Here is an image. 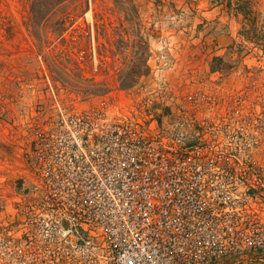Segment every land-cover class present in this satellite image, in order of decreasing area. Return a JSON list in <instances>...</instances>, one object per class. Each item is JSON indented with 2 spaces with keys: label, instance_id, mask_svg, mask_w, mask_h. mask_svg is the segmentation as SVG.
<instances>
[{
  "label": "built area",
  "instance_id": "2783aa9c",
  "mask_svg": "<svg viewBox=\"0 0 264 264\" xmlns=\"http://www.w3.org/2000/svg\"><path fill=\"white\" fill-rule=\"evenodd\" d=\"M164 71L34 133L17 264H245L264 247L258 137Z\"/></svg>",
  "mask_w": 264,
  "mask_h": 264
},
{
  "label": "rangeland",
  "instance_id": "374dc122",
  "mask_svg": "<svg viewBox=\"0 0 264 264\" xmlns=\"http://www.w3.org/2000/svg\"><path fill=\"white\" fill-rule=\"evenodd\" d=\"M35 1L0 0V264H17L15 198L29 195L34 133L65 109L159 81L153 70L201 85L213 114L246 143L258 137L264 157V37L251 41L226 1L63 0L43 13ZM256 181L264 211V170ZM250 254L245 264H264V247Z\"/></svg>",
  "mask_w": 264,
  "mask_h": 264
},
{
  "label": "trees",
  "instance_id": "16d2710c",
  "mask_svg": "<svg viewBox=\"0 0 264 264\" xmlns=\"http://www.w3.org/2000/svg\"><path fill=\"white\" fill-rule=\"evenodd\" d=\"M63 0H36L34 2V6L36 5L39 7L41 13L44 12V10L50 6H52L54 3L58 4L59 2H62ZM162 1V0H159ZM226 1L227 5L229 7H233L236 13L242 14L244 16V19L246 23L244 24L245 29L247 30V35L251 41H256L260 38V41H263L264 33L260 34L258 33V22H259V16L260 12L256 8V0H224ZM44 7V8H43Z\"/></svg>",
  "mask_w": 264,
  "mask_h": 264
},
{
  "label": "flooded vegetation",
  "instance_id": "af4514ba",
  "mask_svg": "<svg viewBox=\"0 0 264 264\" xmlns=\"http://www.w3.org/2000/svg\"><path fill=\"white\" fill-rule=\"evenodd\" d=\"M15 199H17V198H15Z\"/></svg>",
  "mask_w": 264,
  "mask_h": 264
}]
</instances>
